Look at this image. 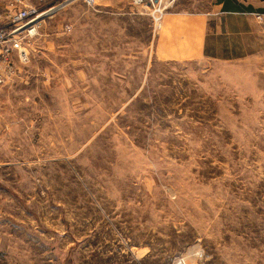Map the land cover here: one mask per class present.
Wrapping results in <instances>:
<instances>
[{
    "label": "rangeland",
    "instance_id": "374dc122",
    "mask_svg": "<svg viewBox=\"0 0 264 264\" xmlns=\"http://www.w3.org/2000/svg\"><path fill=\"white\" fill-rule=\"evenodd\" d=\"M109 1L128 33L91 18ZM96 3L41 25L45 86L31 57L0 96V264H264L263 24L159 61L146 9Z\"/></svg>",
    "mask_w": 264,
    "mask_h": 264
},
{
    "label": "crops",
    "instance_id": "0c3cea01",
    "mask_svg": "<svg viewBox=\"0 0 264 264\" xmlns=\"http://www.w3.org/2000/svg\"><path fill=\"white\" fill-rule=\"evenodd\" d=\"M0 8V11L6 8ZM43 8L44 3H32ZM99 10L91 18H102V14L109 16L111 12L112 23L116 32L128 33L131 23L128 9L130 3H99ZM132 4V2H131ZM46 5V3H45ZM113 8H119L120 11ZM106 9V10H104ZM99 14V15H98ZM256 14L263 15L260 21ZM247 17L249 27L242 20ZM241 19L242 23L229 21ZM254 23L263 24L264 32V0H172L167 4L163 17V32L155 39L153 57L159 61H192L198 59L215 58L212 48L215 40L220 38L255 35L257 26ZM52 34L39 31L36 38L26 47L31 57L40 60L41 65L35 66L41 72L42 83L45 86V47L53 49L50 40ZM46 43V44H45ZM152 56V55H151ZM33 59V61H35ZM24 70V69H23ZM31 75L24 70L22 79L2 85L0 96L11 94L13 89L29 85L33 82ZM33 78V77H32ZM2 137L0 126V139Z\"/></svg>",
    "mask_w": 264,
    "mask_h": 264
},
{
    "label": "built area",
    "instance_id": "2783aa9c",
    "mask_svg": "<svg viewBox=\"0 0 264 264\" xmlns=\"http://www.w3.org/2000/svg\"><path fill=\"white\" fill-rule=\"evenodd\" d=\"M67 3L39 8L30 0H9L6 8L0 11V87L22 79L23 66L31 59L28 44L36 38L41 25L48 17H54ZM88 7L94 8L96 0H82ZM172 0H131L132 5L146 9L152 18L154 31L163 26V17L167 4ZM69 2V3H68ZM262 21L263 15L256 14ZM64 32L72 31L71 25L64 26ZM176 264H186L179 260Z\"/></svg>",
    "mask_w": 264,
    "mask_h": 264
}]
</instances>
